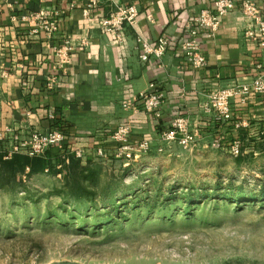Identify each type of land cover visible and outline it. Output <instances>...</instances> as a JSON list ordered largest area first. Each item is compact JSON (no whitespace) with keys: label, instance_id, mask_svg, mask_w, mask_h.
Masks as SVG:
<instances>
[{"label":"crops","instance_id":"obj_1","mask_svg":"<svg viewBox=\"0 0 264 264\" xmlns=\"http://www.w3.org/2000/svg\"><path fill=\"white\" fill-rule=\"evenodd\" d=\"M234 1L237 7L223 17L218 32L201 36L206 65L195 70L185 62L179 43L185 37V24L202 9L211 8L214 0H116L139 9L135 24L125 26L122 44L99 24L114 8L108 0H100L89 16L82 10L84 0H7L0 10V155L33 131L56 126L64 133V143L47 149L53 162L58 157L62 160L58 164L68 165L73 157L80 166L107 167V157L115 156L118 147L112 133L119 125L130 126L131 141L146 139L151 144L148 152H160V147L176 143L163 144L160 132L179 115L187 117L198 132L195 148L239 139L242 147L255 150V144L263 141L264 94L250 95L245 103L233 100L226 121L204 111L211 92L264 75V47L244 36L241 0ZM254 1L264 13V0ZM43 11L58 21L52 39L32 33L22 20L24 15ZM159 36L170 41L166 55L142 62L138 38L153 41ZM67 39L76 47L66 71L50 89L48 78L56 74L53 46ZM83 39L85 46H81ZM152 83L164 94L160 116L142 106L136 111L122 108V100L149 91ZM98 148L104 150L103 156ZM77 150L81 157L74 156Z\"/></svg>","mask_w":264,"mask_h":264},{"label":"rangeland","instance_id":"obj_2","mask_svg":"<svg viewBox=\"0 0 264 264\" xmlns=\"http://www.w3.org/2000/svg\"><path fill=\"white\" fill-rule=\"evenodd\" d=\"M255 146L233 156L174 143L113 153L86 177L65 176L62 162L0 183V264H264V141Z\"/></svg>","mask_w":264,"mask_h":264},{"label":"built area","instance_id":"obj_3","mask_svg":"<svg viewBox=\"0 0 264 264\" xmlns=\"http://www.w3.org/2000/svg\"><path fill=\"white\" fill-rule=\"evenodd\" d=\"M7 0H0V10L3 3ZM114 4V8L108 16L99 20L103 31L113 36L116 43L122 44L125 40L124 29L126 25H134L139 16V9L134 4H119L116 0H108ZM100 0H84L83 13L89 16L96 10ZM237 7L234 0H214L211 8L202 9L192 20L185 24V37L179 43L185 62L192 69H201L206 65V58L201 50V36L213 37L219 30L222 19ZM239 9L246 19V26L243 34L246 38L256 42L260 47H264V13L254 0H241ZM150 17V16H148ZM22 20L31 26L32 33H43L47 38L52 39L59 30L58 21L49 12L29 13L22 17ZM139 59L142 62L154 58L160 60L163 58L169 48V39L166 36H159L155 40H147L143 37L138 38ZM87 40L81 41V46H85ZM75 45L70 40H65L60 46H53L55 55L56 74L48 78L47 87L52 89L60 75L66 71L69 63L70 53L75 49ZM264 94V75L259 74L249 82L238 83L232 86L219 88L211 92L204 105L206 113H213L219 120H228L231 114V104L233 100L238 99L245 103L250 95ZM164 94L156 88L155 84L150 85V90L141 92L131 98L122 100L123 109L137 110L139 106L156 116H160ZM240 124H236L239 127ZM261 139L264 141V128L261 130ZM131 128L126 124L119 125L112 133L113 141L118 144L115 152L116 157L132 159L150 150V141L143 139L140 141H131ZM160 139L163 144L176 142L183 148H193L197 144L198 132L192 127L185 116H176L170 127L160 132ZM64 143V133L59 127H53L46 132L33 131L28 138L19 139L13 142L11 147L4 152V158H10L15 153H22L28 156H38L51 146L62 147ZM212 147L225 149L226 152L237 156L241 151V142L239 139L233 140L225 145L221 140L214 141ZM225 147V148H224ZM159 151H163L160 147ZM75 157H81V151H74ZM100 156L104 155L102 148L97 149Z\"/></svg>","mask_w":264,"mask_h":264},{"label":"trees","instance_id":"obj_4","mask_svg":"<svg viewBox=\"0 0 264 264\" xmlns=\"http://www.w3.org/2000/svg\"><path fill=\"white\" fill-rule=\"evenodd\" d=\"M54 159L55 161L53 162L48 156L47 150L44 154L38 156H28L22 153H15L10 158H4V154H2L0 155V183L5 187L9 182L15 180L16 177L22 173L31 175L45 170L50 173L60 172L61 170H57L58 168H56V165L62 160L58 157H55ZM73 159L74 158L71 157L70 163L64 165V175L72 176L76 174L77 176L86 177L85 173L91 170V168L89 166H80L78 161ZM239 194L241 193L235 195L237 196Z\"/></svg>","mask_w":264,"mask_h":264}]
</instances>
